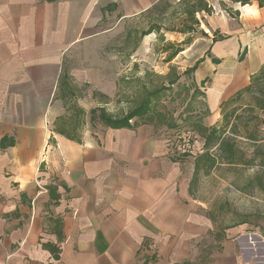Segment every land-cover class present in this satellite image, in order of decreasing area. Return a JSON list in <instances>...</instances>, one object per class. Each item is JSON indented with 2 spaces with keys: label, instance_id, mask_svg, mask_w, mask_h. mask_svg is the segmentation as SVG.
Returning <instances> with one entry per match:
<instances>
[{
  "label": "crops",
  "instance_id": "1",
  "mask_svg": "<svg viewBox=\"0 0 264 264\" xmlns=\"http://www.w3.org/2000/svg\"><path fill=\"white\" fill-rule=\"evenodd\" d=\"M137 1L114 27L160 0ZM118 2L0 0V264H264L262 241L200 212L193 162L172 160L165 129L90 121L118 92V75L105 85L102 29ZM211 4L222 17L201 29L223 30L237 45L227 52L245 54L219 72L206 56L212 75L195 84L206 127L264 64V8L235 7L231 19Z\"/></svg>",
  "mask_w": 264,
  "mask_h": 264
},
{
  "label": "trees",
  "instance_id": "2",
  "mask_svg": "<svg viewBox=\"0 0 264 264\" xmlns=\"http://www.w3.org/2000/svg\"><path fill=\"white\" fill-rule=\"evenodd\" d=\"M54 2L56 0H49ZM211 1L215 0H178L171 3L169 0H160L145 13L148 19V28L144 31H136V37L132 43L130 53H134L139 42L146 36L155 35L157 43L163 46V54H167L166 63H170L178 54L184 51V46L189 45L192 37L200 34L207 35L201 29L204 17L214 15ZM219 8L231 19L238 17V11L234 8H243L257 4L264 8V0H217ZM110 5L106 11L115 9ZM165 34H176L184 37V40L176 45L165 43ZM130 30L125 39L130 40ZM223 38L212 39V44ZM170 52V50H172ZM245 53H241L238 62H241ZM218 65L220 62L211 59ZM201 61L184 72V75L194 73ZM121 81L122 92L116 94V104L119 112L109 113L105 108L91 110L90 121L99 124L104 129L120 130L129 129L137 124L163 128L167 133L181 136L189 134L198 137L201 141L200 151L193 157V174L190 189L200 176H209L215 171L226 169L228 172L242 168L254 170L253 176L248 178L244 188L238 189L236 183L231 185L244 194L256 191L264 194V64L253 75L249 83L238 90L230 98L223 101L219 106V119L212 126L203 125V119L208 115L203 102L204 94L194 85L190 95V109L186 110L184 125H178L173 119V113L166 107L161 106L162 99L170 91L174 81L167 77L162 79L161 85L148 88L145 83L136 82L135 85ZM206 81L200 83L204 88ZM121 89V88H120ZM123 97L124 100H121ZM193 106V107H192ZM123 108V109H122ZM187 109V107H186ZM188 154H177L173 157L174 162L187 160ZM245 224V223H242ZM183 264H195L184 262ZM204 264V263H203Z\"/></svg>",
  "mask_w": 264,
  "mask_h": 264
},
{
  "label": "rangeland",
  "instance_id": "3",
  "mask_svg": "<svg viewBox=\"0 0 264 264\" xmlns=\"http://www.w3.org/2000/svg\"><path fill=\"white\" fill-rule=\"evenodd\" d=\"M169 1L174 2V0ZM135 3H138V1L119 0L116 12L103 20L102 29L104 36L107 37L103 48L106 54V69L110 74L106 76L105 85L109 88L112 87L115 75H118V90L122 92L123 85L121 81L123 79L128 80L126 83L131 84V86L132 83L135 85L139 81V83L147 84L150 88L152 87L149 85L150 83L153 86H159L162 79L167 77L168 80L174 81V85L166 93V98L162 99L161 106L168 108L173 113V119L178 125H184L186 123L184 122L186 110L191 107L189 99L194 85L199 83L200 77L212 75L211 69L208 67L210 61L206 56L220 62L219 66H214V71L219 72L224 68L232 70L239 67L238 58L245 50L240 48L236 56L230 55L228 52L231 49V44L235 48L237 46L234 37L229 36L223 30H215L216 33L211 32L206 26H203L202 30L209 33L207 34L208 38L201 36L199 33L194 35L191 43L184 46V51L178 54L170 63L165 62L167 54L162 53L163 46L157 43L156 36L153 34L144 37L139 42L135 52L127 56L126 54L131 50L136 37V31L146 30L148 19L142 20V18L136 17L120 21L116 27L114 25L123 15V8ZM221 14L217 10L214 19L222 17ZM128 30L132 33L130 40L125 39ZM214 37L223 39L212 44L211 41ZM183 40L184 37L182 36L165 34V43H170L174 47ZM218 49L219 52H217ZM217 56L219 58H216ZM198 61L201 62L196 71L184 75V72L193 67ZM116 94L110 93L109 95L111 104L107 107V111L112 114L119 112L116 104ZM120 99L124 100L123 97H120ZM198 101L203 102L201 97ZM212 119V117L205 119L204 123L209 124ZM170 138H173L172 143H176L179 148L189 153L188 161L192 163L193 157L201 148L199 138L195 137L191 140L183 135L178 141L171 134L167 135V141H170ZM253 173L254 170L237 168L231 172L221 169L209 176H200L193 186V196L198 203L200 212H204L216 228L221 230L241 228L245 234L253 235L264 243V194L256 191L244 194L238 190L244 188L247 179L252 177ZM232 182L237 184L238 189L231 185ZM203 263V261L200 262V264Z\"/></svg>",
  "mask_w": 264,
  "mask_h": 264
},
{
  "label": "built area",
  "instance_id": "4",
  "mask_svg": "<svg viewBox=\"0 0 264 264\" xmlns=\"http://www.w3.org/2000/svg\"><path fill=\"white\" fill-rule=\"evenodd\" d=\"M172 135V137H174L176 140H178L179 141V139H181L182 137H183V135H186L187 137H189V139H193V138H195V137H193L192 135H189V134H183V135H181V136H176V135H174V134H171ZM184 140V139H183ZM172 141H173V138L171 139L170 138V141H168V147H169V153H170V155L172 156V157H174V156H176L177 154H189L188 152H186V151H184L183 149H181V148H179L177 145H176V143H172ZM177 141V142H178ZM174 142H176V141H174ZM179 143V142H178ZM182 143V142H181ZM190 143V142H189ZM191 144H192V142H191ZM201 149V148H200Z\"/></svg>",
  "mask_w": 264,
  "mask_h": 264
}]
</instances>
